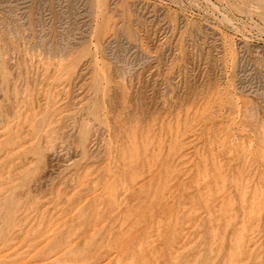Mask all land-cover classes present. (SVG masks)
I'll list each match as a JSON object with an SVG mask.
<instances>
[{
	"label": "rangeland",
	"instance_id": "374dc122",
	"mask_svg": "<svg viewBox=\"0 0 264 264\" xmlns=\"http://www.w3.org/2000/svg\"><path fill=\"white\" fill-rule=\"evenodd\" d=\"M0 264H264V0H0Z\"/></svg>",
	"mask_w": 264,
	"mask_h": 264
}]
</instances>
